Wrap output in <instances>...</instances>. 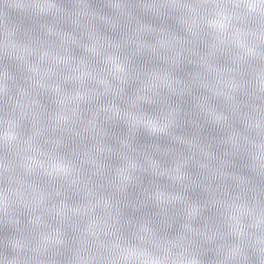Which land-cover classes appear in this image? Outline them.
Masks as SVG:
<instances>
[{"label": "water", "instance_id": "95a60500", "mask_svg": "<svg viewBox=\"0 0 264 264\" xmlns=\"http://www.w3.org/2000/svg\"><path fill=\"white\" fill-rule=\"evenodd\" d=\"M133 2L206 0H0V196L22 186L29 219L83 255L258 232L264 31Z\"/></svg>", "mask_w": 264, "mask_h": 264}, {"label": "clouds", "instance_id": "9594fccd", "mask_svg": "<svg viewBox=\"0 0 264 264\" xmlns=\"http://www.w3.org/2000/svg\"><path fill=\"white\" fill-rule=\"evenodd\" d=\"M62 7L70 10L75 5L66 2ZM127 7L145 20L150 18L152 9L166 12L178 8L182 12L197 10L198 23L210 30L220 28L226 33L236 21L243 20L264 31V0H206L199 4L133 2ZM221 13L225 23L218 26L215 18ZM5 100L8 101V90ZM246 163L251 169L250 161ZM4 183L6 187L0 196V264H264V226L256 233L243 229L236 232L226 226L225 238L211 245L201 233L184 232L171 242H157L154 235L142 238L143 245L139 247L115 240L101 244L95 252L88 249V254L83 255V250L71 246L67 237L53 235L44 224L29 219L31 212L22 186H13L7 177ZM257 187L264 197V172L260 173ZM255 192L256 188L253 195Z\"/></svg>", "mask_w": 264, "mask_h": 264}]
</instances>
